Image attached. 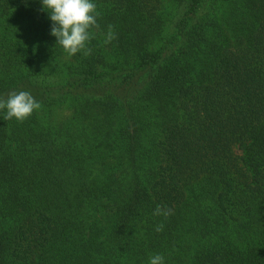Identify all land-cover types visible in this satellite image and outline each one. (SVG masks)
I'll return each mask as SVG.
<instances>
[{
    "label": "trees",
    "instance_id": "trees-1",
    "mask_svg": "<svg viewBox=\"0 0 264 264\" xmlns=\"http://www.w3.org/2000/svg\"><path fill=\"white\" fill-rule=\"evenodd\" d=\"M93 2L70 57L0 0V264H264V0Z\"/></svg>",
    "mask_w": 264,
    "mask_h": 264
},
{
    "label": "clouds",
    "instance_id": "clouds-1",
    "mask_svg": "<svg viewBox=\"0 0 264 264\" xmlns=\"http://www.w3.org/2000/svg\"><path fill=\"white\" fill-rule=\"evenodd\" d=\"M41 3L43 10L50 14L53 22L50 34L57 38V45L70 57L78 53L90 55L91 49L87 45L94 38L91 30L99 28L97 18L100 15L93 0H41ZM116 38L114 26L109 25L104 42L111 43ZM40 107V103L28 91H12L6 99L0 97V110H7L5 120L15 118L23 122ZM153 215L167 218L172 215V210L157 205ZM163 228L161 223L155 231L161 232ZM149 264H164V257L156 254L150 257Z\"/></svg>",
    "mask_w": 264,
    "mask_h": 264
}]
</instances>
